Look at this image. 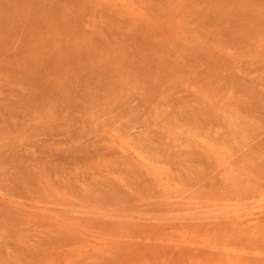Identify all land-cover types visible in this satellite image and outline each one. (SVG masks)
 I'll return each instance as SVG.
<instances>
[{"label":"rangeland","instance_id":"1","mask_svg":"<svg viewBox=\"0 0 264 264\" xmlns=\"http://www.w3.org/2000/svg\"><path fill=\"white\" fill-rule=\"evenodd\" d=\"M0 264H264V0H0Z\"/></svg>","mask_w":264,"mask_h":264}]
</instances>
